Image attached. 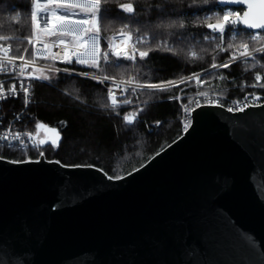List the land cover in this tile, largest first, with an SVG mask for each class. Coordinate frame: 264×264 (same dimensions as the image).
Here are the masks:
<instances>
[{
    "label": "water",
    "instance_id": "95a60500",
    "mask_svg": "<svg viewBox=\"0 0 264 264\" xmlns=\"http://www.w3.org/2000/svg\"><path fill=\"white\" fill-rule=\"evenodd\" d=\"M227 108L121 179L0 156V264H264V101Z\"/></svg>",
    "mask_w": 264,
    "mask_h": 264
},
{
    "label": "trees",
    "instance_id": "16d2710c",
    "mask_svg": "<svg viewBox=\"0 0 264 264\" xmlns=\"http://www.w3.org/2000/svg\"><path fill=\"white\" fill-rule=\"evenodd\" d=\"M130 2L136 6V13H123L118 6ZM160 2L161 0H105L101 21V46L107 43L105 37L113 36L123 24H129L133 30L139 28L150 40L154 36L168 40L176 51L175 54L165 50L152 51L145 61L136 62L138 67L127 61H117L116 63L127 68V72L123 73L125 79L131 73L141 81L145 78L151 82L179 81L193 73H202L201 78H208V83L200 86L195 83L181 84L183 92L172 88L169 92L156 93L151 97L143 94H139V99L132 97L134 105L143 106L144 111L133 125L128 126L122 117L131 112L133 106H121L113 110L108 100L107 87L103 84L78 74L49 73L51 79L31 80L32 96L24 127L26 130H35L36 124H44L47 129L59 133V146L44 144L18 150L0 145V156L24 160L37 158L41 152H45L47 158L59 159L67 165L92 164L112 177L122 176L144 164L184 132L181 122L183 105L189 106L191 99L199 92L211 90L231 97L247 92L264 94V89L240 86L254 84L257 73L264 77V67H261L264 60H260L259 56L257 61L248 63L236 61L227 69L210 68L213 56L217 64H222L228 60L229 53L212 51V46L203 40V36L210 33L199 21L205 16H212L211 22H214L216 15H222L228 6L219 5L218 0H211L208 4L197 0L196 5L191 0H171L164 8L154 6ZM29 7V0H0V35L16 37L12 41L14 49L19 47L22 50L26 42L19 44L18 41L31 34ZM231 8L242 10V7ZM13 16L19 18L12 20ZM161 21L182 22L186 27L180 30L182 35H172V29L155 27ZM233 31L237 39L241 35L247 39L246 30L237 28L226 32V43L231 42ZM253 45L258 47L259 43L253 42ZM193 50L197 52L198 58L186 55ZM62 66L100 75L75 62L62 63ZM105 67L107 74L120 78L119 69ZM205 69L209 71L204 72ZM213 74L216 79H211ZM221 74L225 77L224 80L219 79ZM261 82L264 83V80ZM175 95L185 98L183 101L170 99ZM157 122H160L159 125ZM50 134L46 132V135Z\"/></svg>",
    "mask_w": 264,
    "mask_h": 264
},
{
    "label": "snow or ice",
    "instance_id": "6c2138e0",
    "mask_svg": "<svg viewBox=\"0 0 264 264\" xmlns=\"http://www.w3.org/2000/svg\"><path fill=\"white\" fill-rule=\"evenodd\" d=\"M193 5L197 4V0H191ZM203 4H208L211 0H200ZM230 4L242 6V10H228L222 15H216L215 21L212 16H205L199 21L200 25L205 27L210 34L203 36V40L207 41L212 46V51L228 52V60L222 64L215 62V56L210 64L211 69H227L232 63L242 61L248 63L257 61V56L260 60H264V0H221ZM171 0H161L160 3L154 5L157 8H164ZM29 10L31 19V34L25 35L23 40H19V44H25L21 50L17 47L13 50L12 41L16 37L9 35H0V74L4 76H15L19 83V91L17 90L16 82H13L8 89H5L3 81H0V101L6 100L9 97H19L23 93L25 106L29 103L30 82L33 79H51L45 74V71L33 67L38 60H50L52 62L61 61L71 64L73 62L85 65L91 68L95 73H99V77L93 74L90 78L97 83L107 84V96L110 101V107L113 110L119 109L121 106H133L132 111L122 117L124 123L128 126L133 125L138 116L144 111V107L135 104L132 97L139 99V94L149 97L156 93H164L171 91L172 88L184 89L181 84L195 83L197 86L208 83V78L202 79V73H193L191 76L181 78L180 82L174 80L151 82L146 78L141 81L136 75L128 73L127 78H124L123 73L127 72V68L123 64L116 63L117 61H127L132 66H137L136 62L145 61L152 51L165 50L175 54V47L166 39H157L155 36L150 40L149 37L141 32L139 28L133 30L129 24H123L118 31L111 37H105L107 40L105 46H101V21L102 11L105 0H29ZM119 9L123 13L135 14L136 6L134 3L120 4ZM18 16H13L12 20H17ZM18 27V26H17ZM158 29H172V35H182L181 29L186 25L182 22L161 21L155 26ZM237 28H242L247 32V39L243 35L237 39L235 32H232L231 42H225L226 32ZM55 38V39H53ZM253 42L259 43L256 47ZM58 48L60 51L53 52L52 48ZM31 48V51L29 49ZM191 58H198L196 51L186 53ZM19 62V63H18ZM105 66H111L119 69L121 74L117 79V75H109L106 72ZM255 67V64H253ZM264 67V64L261 65ZM31 69V71H29ZM66 70V69H65ZM40 71V75H35ZM48 71H59V69H48ZM205 69L204 72H208ZM25 73H28L25 75ZM83 75L88 76L87 73ZM138 75V74H137ZM213 74L211 79H216ZM220 80L225 77L221 74ZM255 83L241 84V87H252L264 89V80L259 73L255 75ZM119 94V95H118ZM198 95L207 97L208 93L201 91ZM184 96L175 95L170 99L183 101ZM261 98L254 94L248 93L243 98V101H235V108H227V111H245L249 106H255ZM251 101V103H249ZM216 103L217 106L223 107L217 101H209ZM145 104L147 101L144 102ZM199 106V102L197 101ZM107 106V105H106ZM183 111H189L187 106L183 107ZM160 122H157L159 125ZM188 125H184V130L187 131ZM36 133H25L29 141L34 147H40L44 144L50 146L58 145V135L55 130L47 129L42 123L36 124ZM40 130L52 133L44 138L37 140ZM0 141L8 142L11 147L13 141H18L21 145H25V140L20 133H14L9 129L8 135H0ZM22 162V161H21ZM112 179V177H108ZM122 177L117 176L116 179Z\"/></svg>",
    "mask_w": 264,
    "mask_h": 264
},
{
    "label": "built area",
    "instance_id": "2783aa9c",
    "mask_svg": "<svg viewBox=\"0 0 264 264\" xmlns=\"http://www.w3.org/2000/svg\"><path fill=\"white\" fill-rule=\"evenodd\" d=\"M13 50H15L14 47H13ZM29 51H31V48L29 49ZM52 51L57 52V51H60V49L53 47ZM62 63L63 62L61 61L52 62L50 60H38L37 63L33 65V67L40 69L42 71H45V73L47 72H52V73L66 72V73H71V74H78L81 76H85L83 75V73H87L88 76H85V77H91L93 75V73L80 72V71H77L71 68L64 67L62 66ZM52 68L59 69V71H48V69H52ZM29 71H31V69H29ZM27 74L28 73H25V75ZM36 74L39 75L40 71H37ZM97 77H99V75H97ZM0 81L4 82L3 86L5 89H8L13 82H16L17 90L19 91V83H18L17 77L4 76L3 74H0ZM28 83H30V92H29V103L27 104V106H25L24 96L22 92L20 93L19 97H9L6 100L0 101V135H8L9 129H11L12 132L14 133H20L22 138L25 140V145H21L18 141H13L12 142L13 146L10 147L13 149H18V150L26 149L28 147L33 146L31 141H29L27 137L24 135L25 133H29V132L34 133V134L36 133V130H26L24 127V120L26 117V112L30 105L31 96H32V83L31 81ZM103 85L105 87L109 86L107 82ZM246 94L248 93H245L238 97H230L226 99H223L220 96H214V97H211L209 95L207 97L200 96L194 101H192V103H190L189 106L183 105V107L187 106L189 111L187 113L183 111L181 122L183 123V126L185 124L189 126L191 122V115H190L191 110L192 108L198 106L197 101L199 102V105H200L203 103H210L209 102L210 100L212 101L218 100L219 104H222L228 108L230 107L235 108L236 107L235 101H238V100L243 101V98L245 97ZM254 94L258 95L261 98L256 104L262 103L264 99L263 95L257 94V93H254ZM249 103H251V101H249ZM212 104H216V103H212ZM36 139L37 140L40 139L39 135L36 136ZM0 145L9 147L8 142L6 141H0Z\"/></svg>",
    "mask_w": 264,
    "mask_h": 264
},
{
    "label": "rangeland",
    "instance_id": "374dc122",
    "mask_svg": "<svg viewBox=\"0 0 264 264\" xmlns=\"http://www.w3.org/2000/svg\"><path fill=\"white\" fill-rule=\"evenodd\" d=\"M41 2L43 3L44 2V0H41ZM228 10H239V9H234V8H231V7H228V8H226V11H228ZM53 39H55V38H53ZM49 73H52V72H47L46 74L47 75H49ZM35 75H37L36 73H35ZM186 79V78H185ZM180 81V80H179ZM179 81H177V82H179ZM204 92H207L208 93V95L209 96H211V97H214V96H220V97H222L223 99H226V98H230L231 96H226V95H223V94H221V93H218V92H216V91H211V90H207V91H204ZM247 93H257V94H261V95H263V97H264V94L262 93V92H247ZM245 94V93H244ZM243 95V94H242ZM198 97H200V95H197V96H195L193 99H191V102L190 103H192V101H194L195 99H197ZM238 97V96H237ZM263 101H264V99H263ZM193 109V108H192ZM36 131H37V129H35ZM50 135H52V133L50 134ZM50 135H48V136H50ZM45 137L46 136V132L44 131V130H40V132H39V137L41 138V137ZM32 147V146H31Z\"/></svg>",
    "mask_w": 264,
    "mask_h": 264
}]
</instances>
